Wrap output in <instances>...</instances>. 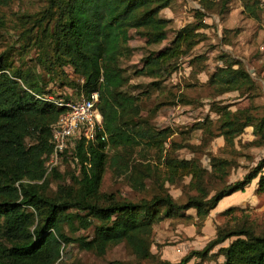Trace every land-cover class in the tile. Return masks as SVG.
<instances>
[{"label":"trees","instance_id":"obj_1","mask_svg":"<svg viewBox=\"0 0 264 264\" xmlns=\"http://www.w3.org/2000/svg\"><path fill=\"white\" fill-rule=\"evenodd\" d=\"M9 1L0 0V4ZM170 1L47 0L40 15L22 13L24 24L18 37L27 38L21 47L35 49L34 60L42 71L51 74L49 79L57 81L60 76L65 79L59 80L55 88H45L47 83L44 84L40 70L13 65L11 50L0 52V264H58L62 245L71 241L99 255L105 253L108 245L125 241L137 258L113 259L110 264H202L217 254L223 259L216 264H264V221L252 222L247 215L231 226L219 224L215 235L202 248L187 251L177 261L158 257L147 241L157 221L183 214L189 208H194L197 217L203 219L222 197L243 191L255 177L256 192H264V156L241 178L223 182L221 187L214 186L209 191L205 189L202 183L205 176L209 174L210 180L223 181L232 160L212 152L207 168L195 157L171 155L164 143L172 128H157L139 117L137 95L123 89L126 83L130 84L131 77L121 65V59L132 54L130 29L148 45L160 43L167 37L169 18L158 13ZM241 1L254 17L263 6L260 0ZM208 5V0H202V7ZM204 16L202 9H194L193 20L175 29L167 44L146 49L142 66L134 70L135 74L152 78L145 91L151 90L149 86L153 88L151 84L162 88L161 81L175 73L181 58L189 57L190 50L206 37L203 28L208 23ZM206 58L196 54L188 63L193 65L202 59L198 71H203ZM217 59L221 64L208 73L205 81L213 92L208 109L216 115H205L194 124L202 131L199 145L202 147L221 135L222 145L231 148L247 126L252 127L253 135L248 143L263 145L264 108L259 113L254 109L259 104L256 100L264 94L260 82L264 77L260 78L258 72L254 76L242 59L229 52H221ZM65 66L71 67L74 78H67ZM66 87L78 94L99 91L98 107L107 138L78 139L74 151L64 152L59 164L46 172L45 158L52 149L51 125L63 107L42 96L61 94ZM228 91H237L238 97L247 99V104L232 108V102L221 97ZM181 101L192 103L186 98ZM32 131L34 140L28 143L26 137ZM138 144H144L147 150L154 148L159 160L163 159L166 168L163 181L173 183L176 178L189 175L198 194L178 202L162 182L157 192L138 200L101 192L99 186L107 164L114 169L118 167V173L129 171L132 186L137 188L143 186L146 177L154 176L149 164H130V150ZM109 148L112 153L107 152ZM65 164L75 167L71 181L58 183L53 194L45 192L51 178L62 177L60 171ZM236 207L230 206L222 213ZM94 220L91 236H70L61 226L66 223L71 229L87 228ZM229 238L227 244H222ZM218 244L217 250L212 251ZM193 257L196 260L190 262Z\"/></svg>","mask_w":264,"mask_h":264},{"label":"rangeland","instance_id":"obj_2","mask_svg":"<svg viewBox=\"0 0 264 264\" xmlns=\"http://www.w3.org/2000/svg\"><path fill=\"white\" fill-rule=\"evenodd\" d=\"M260 1L263 6L257 9L258 15L254 17L247 12L241 0H208L209 5L205 8L202 7V0H171L169 5L161 8L158 13L159 16L169 18L166 25L167 37L160 43L148 45L144 42L143 37L134 32V29H130L132 38L129 43L133 47L132 54L130 57L121 59V65L124 67L126 74L131 76L130 84L126 83L123 89L137 95L140 106L139 117L148 120L157 128L163 126L172 128V133L164 143L167 152L179 158L195 157L207 168H210L208 155L212 152L232 160V164L228 167V174L223 176V181L210 180L209 174L205 176L202 183L208 191L214 186L221 187L223 182L241 178L248 169L255 165L260 157L264 156V144L255 146L248 143L253 137L252 129L248 127L240 137L235 138L234 146L231 148L217 144L216 138H212L213 140L211 139L208 144L202 147L199 145L202 131L194 124L200 122L205 115L215 116V113L208 109L209 98L211 99L210 95L213 92L207 84L201 83L202 78H206L202 71H198L202 59L194 62L193 65L188 63V59L196 54L204 55V57H207L204 62L205 69L208 70L211 62L207 60L210 56L217 57L221 52H229L243 57V62L248 68L252 69L255 66L259 77L263 78L264 0ZM46 3L47 0H10L7 4H0V52L4 49L11 50L10 55L13 65L21 64L24 69L29 66L36 72L40 70L44 84L47 83L45 88L48 86L55 88L59 84V80L65 79V77H54L58 82L49 79L51 74L42 71L34 60L35 49L26 47L25 50L21 47L27 36L23 37L22 40L18 37L24 24L21 18L22 13L40 15ZM196 8H200L205 12L204 20L208 23V26L203 28V31L206 33V37L190 50L189 57L181 58V64L180 67L178 66L175 76L172 75L161 81L162 88L158 89L151 84L153 88L149 86L148 88L151 90L145 91L147 89L144 88L148 86L147 82L152 79L143 74H135L134 70L142 66L146 49L151 50L165 45L174 34L175 29L193 20V12ZM226 40L229 43H226ZM21 59H24V61ZM187 63L190 67L186 65ZM65 69L67 78L75 77L71 67L65 66ZM160 73L163 74L162 71ZM252 74L257 76L254 71ZM260 82L264 89V80L260 79ZM227 97L233 99L237 95H227ZM183 98L192 101L189 106L190 109L183 107L184 103L181 101ZM256 102L259 104L254 110L259 113L264 108V94L258 97ZM245 103H247L246 100H235V106ZM181 107L184 110H180ZM191 108L197 111L195 115ZM34 135L35 132L32 131L26 137V142L33 141ZM107 152L112 153V149L109 148ZM134 162H141L143 165L149 164L154 172V176L144 179L141 188L132 186V180L128 177L129 171L118 173V167L114 169L107 164L99 190L111 193L116 198L138 200L157 192L160 189L158 184L162 182L178 202L185 201L189 195L198 194V189L190 183L189 175L178 177L173 183L167 180L163 181L166 168L163 159L159 160L154 148L147 150L144 144L135 145L130 150V164ZM74 168L65 164L60 171L62 177L59 179L51 178L49 184L45 187V192L53 194L58 183H69ZM228 195L222 199L226 200V197H229L234 200H241L239 193L233 192ZM236 206L231 212L211 213L203 219L197 217L194 208H189L183 214L165 217L157 221L151 227L147 236L151 250L158 257L177 261L187 251L202 248L215 235L216 227L219 224L231 226L246 215L252 222L262 223L264 221V192L259 193V199H257L255 205L240 203ZM239 217L241 219H238ZM95 222L94 220L87 228L77 227L71 229L66 223H62L61 226L64 232L70 236H91ZM230 239L225 240L222 244H227ZM218 246L219 244L212 251L217 250ZM60 254L58 264H110L113 259L125 261H135L137 259L125 241L108 245L102 255L91 250L82 249L76 242L71 241L66 245H62ZM221 259H223V256L217 254L210 262L203 261L202 264H216ZM194 260L196 258L193 257L190 262ZM141 261L149 262L150 260L141 259Z\"/></svg>","mask_w":264,"mask_h":264},{"label":"built area","instance_id":"obj_3","mask_svg":"<svg viewBox=\"0 0 264 264\" xmlns=\"http://www.w3.org/2000/svg\"><path fill=\"white\" fill-rule=\"evenodd\" d=\"M99 96L96 89L87 94H78L68 87L61 94L48 93L42 96L43 99L63 107L51 125L52 149L45 158L46 172L59 164L64 152L71 154L74 151L78 139L106 140L103 116L98 107Z\"/></svg>","mask_w":264,"mask_h":264},{"label":"crops","instance_id":"obj_4","mask_svg":"<svg viewBox=\"0 0 264 264\" xmlns=\"http://www.w3.org/2000/svg\"><path fill=\"white\" fill-rule=\"evenodd\" d=\"M173 36V35H172ZM171 36V37H172ZM144 39V38H143ZM144 42H145V40H144ZM168 43V42H167ZM166 43V44H167ZM163 46V45H162ZM162 46H160V47H162ZM159 48V47H158ZM232 55H234V56H236V57H238V58H240V59H242L243 61H244V59H243V57H241V56H238V55H235V54H232ZM207 61H210L211 62V64H210V69H206V70H203L202 71V73H204L205 75H206V78L205 79H203L202 78V82L201 83H205V81H206V79H207V76H208V73H210L211 71H213L214 69H215V67H216V65L217 64H221V61L219 60V59H217V57H214V56H210V58L207 60ZM187 66H189L190 67V65L187 63L186 64ZM246 65V64H245ZM184 68H186V67H184ZM256 67L254 66L253 68H252V70L249 68V72H255L256 73ZM173 76H175V73H173L172 74ZM171 75V76H172ZM171 76H169V77H171ZM168 77V78H169ZM151 78V77H150ZM167 78V79H168ZM152 79V78H151ZM150 81V80H149ZM227 95H237V91H228V92H226V93H224L221 97H224L225 98V100L227 101V102H232L231 103V107L232 108H235L236 106H235V100H240V101H247V99L246 98H241V97H238V95H237V97L236 98H234L233 97V99H229L228 97H227ZM247 103H245V104H243V105H239V106H244V105H246ZM189 106H190V103H188V104H183V107H188L187 109H190L189 108ZM183 107H181L180 108V110L181 109H183L184 110V108ZM191 110L194 112V115H195V113L197 112L196 110H194V109H192L191 108ZM216 115V114H215ZM248 127H251V126H247L245 129H247ZM251 129H252V127H251ZM214 138H216V141H217V144H219V145H222L223 144V137L221 136V135H219V136H216V137H214ZM263 172H264V167H263ZM256 186H257V177H255L247 186H246V188L242 191V190H238V191H234L235 193H239V195H240V197H241V200L240 201H238V200H234L233 198H229V197H226V200L225 199H220L219 201H218V205H216L213 209H211L210 210V213H208V214H211V213H221L223 210H225L226 208H228V207H230V206H236V205H239L240 203L241 204H245V203H250L251 205H255L256 204V201H257V199H259V193H257L256 192ZM233 193V192H232ZM231 194V193H230ZM227 195H225V196H227ZM242 195H245V196H242ZM225 196H224V198H225ZM244 197V198H243ZM211 260H206L205 262H210ZM204 262V263H205Z\"/></svg>","mask_w":264,"mask_h":264},{"label":"water","instance_id":"obj_5","mask_svg":"<svg viewBox=\"0 0 264 264\" xmlns=\"http://www.w3.org/2000/svg\"><path fill=\"white\" fill-rule=\"evenodd\" d=\"M252 70V69H251Z\"/></svg>","mask_w":264,"mask_h":264}]
</instances>
